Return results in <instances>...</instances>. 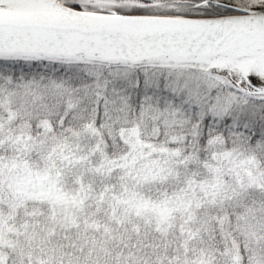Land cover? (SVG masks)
<instances>
[{"label":"snow or ice","instance_id":"snow-or-ice-1","mask_svg":"<svg viewBox=\"0 0 264 264\" xmlns=\"http://www.w3.org/2000/svg\"><path fill=\"white\" fill-rule=\"evenodd\" d=\"M0 264H264V0H0Z\"/></svg>","mask_w":264,"mask_h":264}]
</instances>
